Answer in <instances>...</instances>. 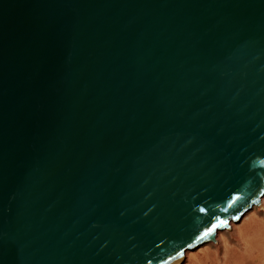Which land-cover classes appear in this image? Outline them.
I'll return each instance as SVG.
<instances>
[{"label": "water", "instance_id": "obj_1", "mask_svg": "<svg viewBox=\"0 0 264 264\" xmlns=\"http://www.w3.org/2000/svg\"><path fill=\"white\" fill-rule=\"evenodd\" d=\"M263 195L264 0H0V264H172Z\"/></svg>", "mask_w": 264, "mask_h": 264}, {"label": "rangeland", "instance_id": "obj_2", "mask_svg": "<svg viewBox=\"0 0 264 264\" xmlns=\"http://www.w3.org/2000/svg\"><path fill=\"white\" fill-rule=\"evenodd\" d=\"M262 218L263 213H256L254 209L248 211L237 221L234 230L223 233L224 244L220 250L218 246L204 244L192 249V254L183 260L182 264H245L240 254V245L251 236L249 229L252 223Z\"/></svg>", "mask_w": 264, "mask_h": 264}, {"label": "bare ground", "instance_id": "obj_3", "mask_svg": "<svg viewBox=\"0 0 264 264\" xmlns=\"http://www.w3.org/2000/svg\"><path fill=\"white\" fill-rule=\"evenodd\" d=\"M253 209L256 213H263V218L254 221L250 226L249 232L251 233V236L245 239L242 246L240 245V254L245 264H264V195L259 203L252 206L251 210ZM243 217H241L238 221H240ZM236 224V221L230 220L229 227L218 230L213 239L203 242L200 246L210 244L211 246H218V250H220L221 246L224 244L223 233H227L228 230H234L237 226ZM191 251L192 249L185 251V256L172 264H182L183 260L192 254Z\"/></svg>", "mask_w": 264, "mask_h": 264}, {"label": "snow or ice", "instance_id": "obj_4", "mask_svg": "<svg viewBox=\"0 0 264 264\" xmlns=\"http://www.w3.org/2000/svg\"><path fill=\"white\" fill-rule=\"evenodd\" d=\"M221 223H226V222L222 221ZM215 228H216V226L214 225L213 228L209 229V232H212ZM205 235H207V233Z\"/></svg>", "mask_w": 264, "mask_h": 264}]
</instances>
